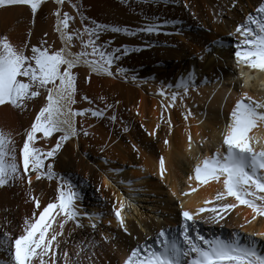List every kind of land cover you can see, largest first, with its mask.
<instances>
[{
	"label": "bare ground",
	"instance_id": "bare-ground-1",
	"mask_svg": "<svg viewBox=\"0 0 264 264\" xmlns=\"http://www.w3.org/2000/svg\"><path fill=\"white\" fill-rule=\"evenodd\" d=\"M45 1L43 15L49 19L53 16L54 20L45 27L39 21L34 35L27 34V24L22 21L29 9L27 5L0 8V37L6 35L17 47L30 45L29 55L32 46L59 50L63 42L56 30L57 11L75 18L70 21V32H83L93 20L133 30L149 24L158 27L154 33L101 35L99 43L111 42V48L127 45L138 49L119 60L118 67L126 70L123 75L108 77L90 73L87 67L74 69L78 90L73 110H102L104 115L94 117L87 112L76 117L78 135L66 141L54 159L45 160V165L51 163L53 171L70 180L82 197L77 206L83 227L72 221L65 225L64 235L58 237L57 264H64L63 251L69 253V264H124L131 250L154 244L161 230L182 242L183 211L195 213L205 207L206 199L213 200L207 205L209 208L237 203L232 197L215 201L216 194L223 191V185L216 182H209L194 194L183 193L190 191L188 177L193 175L194 166L221 146L231 111L242 94L257 100L264 98V73L238 65L235 58L237 44L243 39L236 32L237 26L247 23L249 14H257L256 9L264 0H238L236 7L232 6L236 0H184L183 6L180 0H65L63 5L55 0ZM73 4L79 6L87 20H81ZM190 27L192 33L187 31ZM70 50H80L78 40L73 41ZM193 72L198 87L190 89L182 99L178 96L175 107H171V94L182 93L176 87L181 77ZM162 90L164 96L160 95ZM44 103L41 96L28 102L24 111L10 105L0 107V129L12 133L21 165L25 131ZM188 110L192 115L185 120ZM112 116L116 117L114 121ZM85 130L89 135H84ZM254 134L261 140L257 147L264 146V128L254 130ZM60 135L43 138L38 133L35 146L50 150ZM160 157L166 162L163 178L159 173ZM29 174L31 185L25 178L0 187V264H10V241L23 234L26 219H31L34 212L38 215L31 197L41 201L42 209L58 196L59 179L45 178L43 182L36 180L35 173ZM191 183L195 186L197 182ZM119 201L133 205L122 213L128 233L114 215ZM212 217L210 211L196 216L197 223L190 234L195 237L198 231L207 239L238 238L244 244L254 243L258 251L264 252V235H259L264 233V217L252 220L251 209L244 205L225 213L219 222ZM92 223L97 225L95 229ZM106 236L110 239L105 240Z\"/></svg>",
	"mask_w": 264,
	"mask_h": 264
},
{
	"label": "snow or ice",
	"instance_id": "snow-or-ice-1",
	"mask_svg": "<svg viewBox=\"0 0 264 264\" xmlns=\"http://www.w3.org/2000/svg\"><path fill=\"white\" fill-rule=\"evenodd\" d=\"M55 2L63 5L65 0ZM237 2L238 0L232 6L236 7ZM42 3L44 0H0V8L7 5H29L31 11L35 13ZM72 7L77 8L82 21L87 20V17L79 12L77 4H73ZM256 13L249 14L247 23L236 28V32L243 39L237 44L235 58L238 65L243 64L264 73V3L256 9ZM55 15L58 18L56 30L63 42V47L59 50L32 46L29 55L27 44L17 47L6 35L0 37V106L10 105L24 111L28 107V102L35 101L41 96L45 99L30 128L25 131L26 139L21 149L22 165L17 160L16 142L12 133L0 129V187L25 178L31 185L32 176L29 173H35L36 180L46 178L60 181L55 202H50L41 209V201L35 196L31 197L35 209L39 210L38 215L34 212L31 219H26L23 234L10 241V264H57V250L60 249L58 237L64 235L65 225L72 221L77 227H83L79 223L81 212L77 206V201L82 198L79 190L70 180L58 176L53 171L51 163L45 165L46 159H54L63 144L78 135L76 117L84 116L87 112L94 117L104 115L102 110H73L78 90V75L74 69L87 67L90 73L108 77L123 75L126 70L118 67L119 60L123 55L138 49L127 45L123 48H111V42L99 43L101 35L111 32L132 36L141 31L148 33L158 31L155 24L133 30L93 20L83 32L79 29L70 32V21L75 18L67 12L61 15V12L57 11ZM74 40H78L80 44V50L77 52L70 50ZM114 66L116 71H113ZM241 76L246 77V74L241 73ZM205 83L208 81L205 80ZM176 87L182 89V93L171 94V107H175L178 96L182 99L190 89L198 87L196 74L193 72L187 77H181ZM160 95H165L163 90ZM83 99L88 100V97L84 96ZM191 115V110H188L185 120ZM110 119L114 121L116 117L112 116ZM168 123L171 125L170 118ZM261 128H264V98L257 100L243 93L231 111V119L223 131L221 146L216 148L211 156L203 157L194 166L193 175L188 177L190 191L183 193L188 196L209 182H216L223 185V191L216 194L215 201H225L232 197L237 203H223L209 208L207 205L213 204V200L206 199L203 201L205 207L197 209L195 213L183 211L182 242L161 230L154 244L138 245L130 251L124 264H264V252L258 251L254 243L244 244L238 238L207 239L198 231L195 237L190 234L197 223L195 217L204 212H212L213 220L219 222L225 218V213L244 205L251 209L252 220L264 217V146L257 147L261 145V140L254 134V130ZM38 133H42L43 138H50L55 133L61 135L54 147L45 151L35 146ZM84 135L87 136L89 133L85 130ZM187 139L188 148L191 150L193 141L190 132ZM165 144H169V141L165 140ZM166 171L165 159L160 157L161 178ZM193 181L197 182L195 186L191 183ZM131 207L133 205L128 201H119L118 207H114V215L125 233H128V229L122 213ZM181 207L183 208V205ZM58 217L61 218L59 221ZM92 218L89 216L90 220ZM189 221L192 223L189 224ZM91 227L95 229L97 225L92 223ZM104 239L110 238L106 236ZM76 255L79 257V252ZM62 258L64 264H69L70 257L67 251L62 252ZM72 264H78V261Z\"/></svg>",
	"mask_w": 264,
	"mask_h": 264
},
{
	"label": "rangeland",
	"instance_id": "rangeland-1",
	"mask_svg": "<svg viewBox=\"0 0 264 264\" xmlns=\"http://www.w3.org/2000/svg\"><path fill=\"white\" fill-rule=\"evenodd\" d=\"M180 1H182L181 2V6H183L184 5V3H183L184 0H180ZM46 5H47V2L44 0V3L41 4L40 8L35 13H33L31 11L30 6L27 5V7H29V9H27V11L25 12V14L23 15L22 21L27 24V29L28 30H26V32H27L28 35H34L35 34V31H36L35 26H37V24H38L39 21H41L42 22V25H44L43 27H45V25L47 26L48 23H50V22H52L54 20V17L53 16H52V18L49 19L48 16L43 15L44 10L46 8ZM187 31H188V33H192L193 32L192 27H190ZM51 32L53 33V35H55L54 37L56 38V32H55L54 28L51 30ZM12 43L15 45L14 42H12ZM29 46H28V48H29ZM159 65H157V66L159 67ZM4 106L6 107L7 105H4ZM4 106H0V107L3 108ZM42 181L45 182L46 181L45 178L42 179ZM117 264H121V262L118 261Z\"/></svg>",
	"mask_w": 264,
	"mask_h": 264
}]
</instances>
